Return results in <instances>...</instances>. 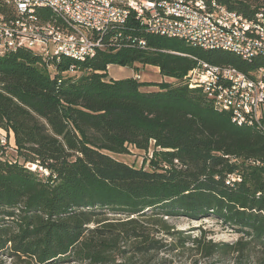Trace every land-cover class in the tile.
Segmentation results:
<instances>
[{"label": "trees", "instance_id": "1", "mask_svg": "<svg viewBox=\"0 0 264 264\" xmlns=\"http://www.w3.org/2000/svg\"><path fill=\"white\" fill-rule=\"evenodd\" d=\"M216 1L247 17L264 11V0ZM0 13L15 16V9L0 0ZM119 34L136 43L86 61L64 56L52 69L30 49L0 56V128L13 136L12 149L0 145V260L150 264L187 242L200 257L233 256L236 264L253 250L264 253V134L236 125L183 83L198 59L249 73L264 56L245 60L151 34L133 18ZM112 65L156 66L175 83L109 78ZM130 146L152 152L148 168L111 155ZM231 174L241 176L232 183ZM211 215L241 237L213 242L203 230L190 239L169 221Z\"/></svg>", "mask_w": 264, "mask_h": 264}, {"label": "built area", "instance_id": "2", "mask_svg": "<svg viewBox=\"0 0 264 264\" xmlns=\"http://www.w3.org/2000/svg\"><path fill=\"white\" fill-rule=\"evenodd\" d=\"M8 1L15 16L0 13V56L30 49L50 63L49 69L64 56L86 61L100 50L133 45L134 38L128 37L132 40L128 43L119 34V27H127L132 18L148 33L179 38L190 45H227L241 48L253 58L264 55V11L247 17L216 0ZM41 9L52 15L44 19ZM76 15L83 16V23H76ZM138 44L145 47L146 41L138 40ZM69 72H76L75 64ZM134 77L139 79L141 74L137 71ZM183 83L201 89L223 111L233 109L239 121L264 126V66L247 73L233 65L197 60ZM0 145L12 149L10 137L1 128ZM234 176L241 175L231 174L227 180L234 183Z\"/></svg>", "mask_w": 264, "mask_h": 264}, {"label": "rangeland", "instance_id": "3", "mask_svg": "<svg viewBox=\"0 0 264 264\" xmlns=\"http://www.w3.org/2000/svg\"><path fill=\"white\" fill-rule=\"evenodd\" d=\"M139 72L141 78L138 80L144 82H173L175 79L163 76L156 66L152 65H138L137 68L124 67L120 65H112L109 68V75L113 79H124L129 78L134 72ZM134 77V76H133ZM143 90L153 91L158 90V86H146ZM3 132V131H2ZM12 134L10 136V141H12ZM13 142V141H12ZM10 154V152H9ZM118 160H121L127 164L134 165L136 167H149V159L152 157V152L149 154L141 151L133 146H130L129 152L125 154H111ZM10 156H13L10 154ZM22 162V160H20ZM31 169L33 165L27 164ZM40 171H42L40 169ZM168 218V217H165ZM169 221L175 226V229L181 231V236L183 237H198L201 235L202 231L207 232V239H212L213 242L221 243H234L240 237L241 233L238 230L228 224H225L222 219L216 217L215 215L206 216L202 219H191L187 216H174L169 217ZM168 242L175 243L176 240L166 237ZM175 245V244H174ZM142 260V259H141ZM264 262V253L262 249H257L251 251L250 255L244 257L240 264H262ZM150 264H236L233 256L229 258H203L197 254V248L192 244V242H187L186 246L183 248L178 247L177 249L166 252L159 253L158 255L152 257ZM0 264H13L10 259L0 260ZM141 264V263H139Z\"/></svg>", "mask_w": 264, "mask_h": 264}, {"label": "bare ground", "instance_id": "4", "mask_svg": "<svg viewBox=\"0 0 264 264\" xmlns=\"http://www.w3.org/2000/svg\"><path fill=\"white\" fill-rule=\"evenodd\" d=\"M255 15H256V13H255ZM76 23H83V16L76 15ZM201 48H203V49H222V50L233 52V53L241 56L245 60H253L254 59L253 57H251L250 53H246L245 51L241 50V48L228 47L227 45L211 46L210 44H203V45H201ZM262 56H264V55H262ZM194 58H196V57H194ZM198 60H200V59H198ZM203 64H212V63L203 60ZM262 68L263 67H259L258 69H262ZM214 107L220 112L230 113L232 121L236 125L241 126V127L242 126L250 127V128L256 129L257 131L264 134V126H259L255 123H251L248 121H239V116L234 114L233 109H224V111H223L222 105H219V104H214Z\"/></svg>", "mask_w": 264, "mask_h": 264}, {"label": "crops", "instance_id": "5", "mask_svg": "<svg viewBox=\"0 0 264 264\" xmlns=\"http://www.w3.org/2000/svg\"><path fill=\"white\" fill-rule=\"evenodd\" d=\"M110 67H111V66H110ZM110 67H109V68H110ZM156 68H157L158 71L160 72L159 68H158V67H156ZM133 69H134V68H133ZM134 75H135V72H134L130 77H133ZM109 78H111L110 75H109Z\"/></svg>", "mask_w": 264, "mask_h": 264}]
</instances>
